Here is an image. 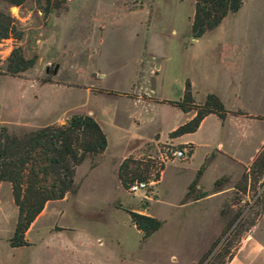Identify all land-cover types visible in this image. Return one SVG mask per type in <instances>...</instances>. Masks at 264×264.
Masks as SVG:
<instances>
[{
    "label": "rangeland",
    "instance_id": "374dc122",
    "mask_svg": "<svg viewBox=\"0 0 264 264\" xmlns=\"http://www.w3.org/2000/svg\"><path fill=\"white\" fill-rule=\"evenodd\" d=\"M243 2L245 10L193 39L194 0H67L48 15L35 0L21 6L0 1V9L10 11L22 30L21 39L0 42V128L19 133L64 122L72 113L91 114L108 139L103 153L77 167V192L46 203L25 234L26 246L9 244L17 208L10 184L3 183L0 264H194L223 224L224 232L200 264L227 262L264 211L262 200L241 202L263 176L245 182V169L224 193L199 204H181L205 153L215 148V118L194 136L203 144L190 160L165 165L153 201L122 187L117 168L135 149L131 157L147 160L146 155L157 152L156 141L180 145L168 132L184 112L169 101L182 97L187 79L197 99L226 91L231 74L221 64L222 52L245 61L249 71L242 93L251 99L253 87L264 78V5ZM15 46L26 58L35 57L33 66L16 76L5 72ZM225 173L230 165L218 158L203 173L204 188L210 190ZM225 178L223 184L230 180ZM199 192L195 188L192 195ZM129 210L163 223L143 240Z\"/></svg>",
    "mask_w": 264,
    "mask_h": 264
},
{
    "label": "trees",
    "instance_id": "16d2710c",
    "mask_svg": "<svg viewBox=\"0 0 264 264\" xmlns=\"http://www.w3.org/2000/svg\"><path fill=\"white\" fill-rule=\"evenodd\" d=\"M0 1L10 6H21L26 0ZM66 1L35 0L44 15L61 8ZM242 3L243 0H195L191 37L197 39L206 31L212 30L227 14L238 11ZM21 37L22 30L17 26L16 18L10 11L0 9V42L8 38L19 40ZM34 63L35 57L26 58L22 48L15 46L7 57L5 72L16 76L32 67ZM103 90L116 93L114 90ZM169 103L179 107L183 112H195L192 118L169 132L168 135L171 138L196 131L202 119L208 114H216L221 120H224L228 114V110L216 93H207L203 102L196 103L188 79L185 81L182 97L178 101H169ZM235 113L246 114V112ZM107 144L106 132L91 114L72 113L63 123H50L32 129H22L19 133L9 132L5 126L0 128V185L2 182L10 184L13 203L17 208V218L9 238L11 247L29 244L25 234L43 211L46 203L63 199L67 193H76L78 188L74 176L77 167L85 159L103 153ZM93 166L95 164H92ZM164 167L162 166L161 170ZM154 169L155 164L152 160L135 159L128 155L119 163L117 177L122 187L127 189L136 181L148 180ZM203 169L204 164L200 166L188 185L182 203L188 201L189 197L198 199L208 194L200 191L197 195H192ZM247 169L249 172L242 174L245 182L251 178L258 181L262 176V180L264 179V145ZM155 177L160 179L158 172ZM225 180L224 176L216 179L214 190L220 188ZM235 187L238 189L240 186L235 185ZM261 200L264 204V194L258 201ZM128 214L132 224L140 231L143 240L158 230L163 223L162 220L151 215L131 210ZM217 240L212 243L197 264L207 258Z\"/></svg>",
    "mask_w": 264,
    "mask_h": 264
},
{
    "label": "crops",
    "instance_id": "0c3cea01",
    "mask_svg": "<svg viewBox=\"0 0 264 264\" xmlns=\"http://www.w3.org/2000/svg\"><path fill=\"white\" fill-rule=\"evenodd\" d=\"M263 5L264 0H254L253 6L260 7ZM243 9H246L244 2L242 3V6L238 11L227 14L222 19L219 25H221L226 20L228 15L237 14L240 12V10ZM221 54L223 55L222 57L224 59L221 60V64L227 67L228 72L231 74V76L227 81L226 91H215V93L219 96L225 108L228 110L226 118L224 120H221L216 114H208L202 119L196 131L171 138L172 140L180 144L190 143L192 145L193 151L188 159L190 160L194 156L198 146L200 144H203V142H198V140H196L194 136L204 128L209 118H215L216 120L215 126L217 136L215 148L205 153L204 169L195 187L197 190H200L201 192L205 191L208 194L198 199L188 200L181 204H199L211 194L224 193L225 190H227L225 187L227 184H231L232 187H234V181L237 180L243 173V171L249 167L255 156L264 145V78L259 82V84H256L253 87L254 92L252 93L251 99H246L245 95H243L242 93L245 81H247L245 75L249 71L245 66V61H243V58L241 59L240 57H238V54L233 52H222ZM190 84L192 89L194 87L193 83L190 82ZM205 96L206 94L204 96H201L199 99L195 97L194 99L196 103H201L204 101ZM235 112H246V114H236ZM194 114V111L184 112V118L179 123L174 125L173 129L176 128L179 124L192 118ZM53 122H63V120L51 121L49 123ZM98 122L102 126V123L99 120ZM254 137L255 141L251 143V139ZM141 142H143V140ZM133 152L129 153L128 155H131ZM125 157L126 156H124L123 159ZM218 158L227 161V163L230 165V173H225L222 175L224 177H229L230 180H228L226 184H222L221 187L217 190H212L214 186L210 190H206L201 180L203 173L208 167H210L211 164H214ZM220 177H217L216 179ZM3 183L4 182L1 183L0 189ZM263 222L264 211L258 221L253 224L246 231L245 235L240 239L236 250L225 264H264V226L261 227V224ZM223 228L224 224L221 226L219 233L216 234V236L210 241L208 246L203 250L200 257L194 264H196L208 251L212 243L219 237ZM258 230L260 233H257Z\"/></svg>",
    "mask_w": 264,
    "mask_h": 264
},
{
    "label": "built area",
    "instance_id": "2783aa9c",
    "mask_svg": "<svg viewBox=\"0 0 264 264\" xmlns=\"http://www.w3.org/2000/svg\"><path fill=\"white\" fill-rule=\"evenodd\" d=\"M156 153L151 155H146V158L152 160L155 164V169L151 172V176L148 180L145 181H136L129 185L126 189L131 194H137L142 192V198L147 201H153V197L156 193V185L159 183L155 177V174L158 172L161 178L162 171L161 167L166 164L176 161L183 160L191 155L192 146L190 143H182L176 145L171 142H163L159 145V142L156 141ZM264 194V179L258 185L257 189L252 195H249L247 192L245 196L241 199L242 203L251 205L254 202L258 201L261 196Z\"/></svg>",
    "mask_w": 264,
    "mask_h": 264
},
{
    "label": "water",
    "instance_id": "95a60500",
    "mask_svg": "<svg viewBox=\"0 0 264 264\" xmlns=\"http://www.w3.org/2000/svg\"><path fill=\"white\" fill-rule=\"evenodd\" d=\"M57 68H58V65H55V66H54V69H53V72H54V73H56ZM47 70H48V69H47Z\"/></svg>",
    "mask_w": 264,
    "mask_h": 264
}]
</instances>
